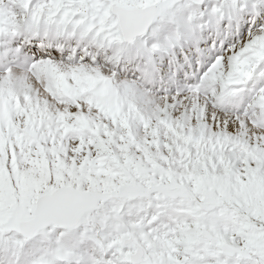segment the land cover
Masks as SVG:
<instances>
[{
	"label": "snow or ice",
	"instance_id": "snow-or-ice-1",
	"mask_svg": "<svg viewBox=\"0 0 264 264\" xmlns=\"http://www.w3.org/2000/svg\"><path fill=\"white\" fill-rule=\"evenodd\" d=\"M0 264H264V0H0Z\"/></svg>",
	"mask_w": 264,
	"mask_h": 264
}]
</instances>
